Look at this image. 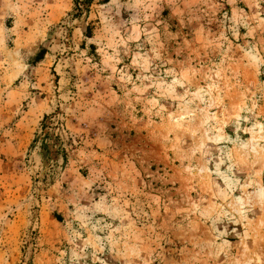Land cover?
<instances>
[{
  "label": "rangeland",
  "instance_id": "1",
  "mask_svg": "<svg viewBox=\"0 0 264 264\" xmlns=\"http://www.w3.org/2000/svg\"><path fill=\"white\" fill-rule=\"evenodd\" d=\"M0 264H264V0H0Z\"/></svg>",
  "mask_w": 264,
  "mask_h": 264
}]
</instances>
